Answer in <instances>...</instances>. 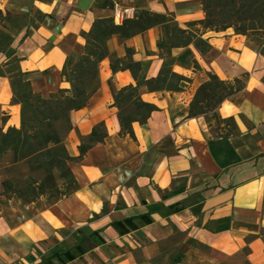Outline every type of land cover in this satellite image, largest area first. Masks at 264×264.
<instances>
[{
  "label": "crops",
  "instance_id": "1",
  "mask_svg": "<svg viewBox=\"0 0 264 264\" xmlns=\"http://www.w3.org/2000/svg\"><path fill=\"white\" fill-rule=\"evenodd\" d=\"M130 8L170 15L182 29L204 19L200 0H0V12L26 22L15 55L0 53V128L21 126L8 72L16 55L33 93L48 98L70 88L66 72L84 55L82 33ZM199 33L210 47L204 53L194 43L160 50L161 26L108 40L122 63L125 49L134 50L139 79L128 70L114 74L105 58L99 89L70 114L64 143L73 158L80 136L100 123L107 133L69 164L75 191L52 204L45 197L25 203L4 195L0 178V264H264V34ZM164 68L190 84L147 92L144 81ZM207 73L243 80L214 112L217 133L189 116ZM109 82L114 90L137 86L158 108L147 123L133 124L134 137L121 131Z\"/></svg>",
  "mask_w": 264,
  "mask_h": 264
},
{
  "label": "trees",
  "instance_id": "2",
  "mask_svg": "<svg viewBox=\"0 0 264 264\" xmlns=\"http://www.w3.org/2000/svg\"><path fill=\"white\" fill-rule=\"evenodd\" d=\"M203 6L204 19L191 22L187 29L180 28L172 16L156 14L148 10L136 14L133 18L114 22L113 18L96 20L88 33H82L86 44L84 55L66 72L69 89H61L57 94H50L43 98L31 90L30 82L20 78L11 81L13 101L21 105L20 128L10 127L4 132L0 128V157L11 155L7 173L24 166L26 173L19 181L16 178H5L2 183L3 194L13 195L25 203H31L38 198L45 197L48 204L58 202L66 195L77 189L69 164L79 160L88 153L95 144L103 143L107 138L104 123L96 125L90 135L80 136L78 146L80 155L73 158L66 149L65 137L73 129L70 114L88 105L89 100L100 87L99 64L105 58H111V69L115 74L119 70H128L132 78L138 81L141 64L132 58L134 50L125 49V62L116 58L107 48V42L112 37H119L120 41L132 39L154 27H162V38L157 47L164 50L194 45L202 52L210 49L206 40L202 39L201 30L213 32L233 29L236 34L246 36L249 32L264 34V0H200ZM2 15V12H0ZM199 27V28H198ZM264 39V35H263ZM264 57V41L260 50ZM198 69V65H195ZM205 81L195 93L190 108V117H197L205 113L203 102L216 99L217 103L230 97L234 92L232 85L222 81L216 75L207 73ZM191 78L175 73L171 68L161 69L156 77L144 81L147 92H182L190 84ZM235 83H242L236 79ZM113 106L118 109L123 134L134 137L132 126L135 122L145 124L157 106L142 100L141 93L135 85H129L114 90ZM72 257V256H71Z\"/></svg>",
  "mask_w": 264,
  "mask_h": 264
},
{
  "label": "rangeland",
  "instance_id": "3",
  "mask_svg": "<svg viewBox=\"0 0 264 264\" xmlns=\"http://www.w3.org/2000/svg\"><path fill=\"white\" fill-rule=\"evenodd\" d=\"M25 24H26L25 21H22L17 17L5 13L4 11L2 12V15H0V53L1 54H6L9 56L15 55V52L17 51L18 48L17 44L20 42L19 36L17 35L20 33L22 27L26 26ZM253 33L249 32L248 34H253ZM15 36H17V38ZM164 48L165 51L169 49L167 47ZM17 61H18V56L16 55L11 60V65L8 67V72L10 74L11 81L13 82H17L20 78L19 71L17 68ZM228 83L232 85L233 90L240 89L243 87V80L242 83L240 84L235 83V81ZM202 104L205 107V113L200 114L197 117L203 118L202 123L204 127H208L209 129L212 130V132L217 133L219 127H218V122L214 116V112L220 106L221 102L217 103L216 99H208V101H205ZM10 160H11V155L8 153L7 155L0 157V178L1 179L3 178L4 180L5 178H7V176H9L16 178L20 181L22 179L23 174L26 173V168L24 166H18L17 170H14L9 174L7 173V168L10 165ZM9 196H13V195L9 194L8 197Z\"/></svg>",
  "mask_w": 264,
  "mask_h": 264
},
{
  "label": "built area",
  "instance_id": "4",
  "mask_svg": "<svg viewBox=\"0 0 264 264\" xmlns=\"http://www.w3.org/2000/svg\"><path fill=\"white\" fill-rule=\"evenodd\" d=\"M135 16L134 9H123L121 11L116 12L113 17L114 22L121 23L123 20L131 19Z\"/></svg>",
  "mask_w": 264,
  "mask_h": 264
}]
</instances>
